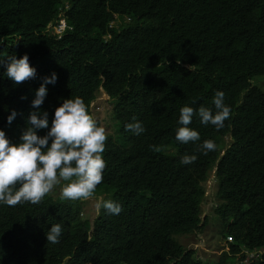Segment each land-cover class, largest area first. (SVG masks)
Instances as JSON below:
<instances>
[{
  "label": "trees",
  "instance_id": "obj_1",
  "mask_svg": "<svg viewBox=\"0 0 264 264\" xmlns=\"http://www.w3.org/2000/svg\"><path fill=\"white\" fill-rule=\"evenodd\" d=\"M60 15L69 26L61 35L49 28ZM25 54L37 75L16 84L7 57ZM0 61L6 138L21 142L35 93L55 73L39 109L49 128L37 134L47 135L64 100L82 98L108 137L93 196L122 206L83 217L88 201L62 200L60 186L36 205L0 203V264H202L176 236L204 230L213 169L219 237H231L214 264H264V91L252 82L264 75V0H0ZM218 90L231 109L224 127L194 115L200 141H178L180 109L215 112ZM104 92L111 107L96 118L92 104ZM133 122L145 131L126 130ZM204 140L216 150L198 151ZM185 154L197 159L182 164ZM54 224L60 242L48 244Z\"/></svg>",
  "mask_w": 264,
  "mask_h": 264
},
{
  "label": "clouds",
  "instance_id": "obj_2",
  "mask_svg": "<svg viewBox=\"0 0 264 264\" xmlns=\"http://www.w3.org/2000/svg\"><path fill=\"white\" fill-rule=\"evenodd\" d=\"M49 28H53L55 33L61 35L69 26L66 18L60 15V19ZM7 61L5 74L16 84L36 78L37 70L30 65L27 54L22 58H17L15 55L8 56ZM189 68L191 70L192 65ZM56 80L55 73L43 78V83L32 101V107L37 110L30 113L28 126L20 138V143H11L6 138L5 132L0 130V203L7 206L14 207L25 202L39 204L56 186H60L62 200H89L103 180L106 163L102 154L108 139L106 129L98 126L82 98L64 100L55 110L47 135L41 137L37 134L38 129L49 128L48 113L39 109L47 96V85L55 84ZM104 94L108 97L106 92L102 95ZM224 97L223 91L218 90L215 93L212 101L215 112L204 106L198 111L190 106H183L179 117V124L183 126L177 129L176 139L185 144L200 141L199 132L189 127L194 115H198L200 123L205 126L211 124L217 130L223 128L231 112L230 107L224 102ZM16 115L13 110L8 122L11 123ZM133 120L135 121V118ZM126 130L136 135L145 131L140 122L127 124ZM216 147L213 140H204L202 144H198L197 149L207 155L209 151H215ZM196 159L195 155L185 154L181 158V163L191 164ZM212 174L215 178V169L212 170ZM96 207H103L115 215L122 211V206L112 200L98 201ZM61 234L62 226L52 225L46 232L48 244L59 243ZM251 254L253 257H250ZM262 254L261 249L250 252L249 260L251 258L258 260Z\"/></svg>",
  "mask_w": 264,
  "mask_h": 264
},
{
  "label": "rangeland",
  "instance_id": "obj_3",
  "mask_svg": "<svg viewBox=\"0 0 264 264\" xmlns=\"http://www.w3.org/2000/svg\"><path fill=\"white\" fill-rule=\"evenodd\" d=\"M118 21L119 20L113 22V24H117ZM252 82L264 91V75L256 76ZM106 98L108 97L104 94L92 104L94 105V116L96 118H101L107 113L108 109H106V106L111 107L110 104L105 102ZM116 140L119 141L117 138ZM227 142H229V139H227ZM205 186L207 196L202 203V216L206 219L204 230L197 233L179 234L176 238L183 243L185 248L195 249L196 256L202 261V264H214L220 255L222 248L225 247L227 249L229 247L228 241L230 240L228 238L223 239L222 236L219 237L220 233L218 227H220V222L214 211V208L219 203V200L216 197L217 181L212 172L210 173V178ZM87 201L82 216H88L91 219H94L97 216L99 209L96 207V204L98 201H101V196H93Z\"/></svg>",
  "mask_w": 264,
  "mask_h": 264
},
{
  "label": "built area",
  "instance_id": "obj_4",
  "mask_svg": "<svg viewBox=\"0 0 264 264\" xmlns=\"http://www.w3.org/2000/svg\"><path fill=\"white\" fill-rule=\"evenodd\" d=\"M228 239H229V240H231V237H229ZM250 257H253V254H251V256H250Z\"/></svg>",
  "mask_w": 264,
  "mask_h": 264
}]
</instances>
